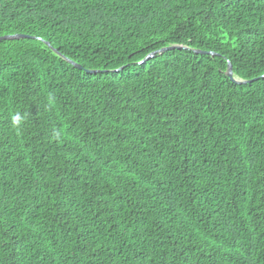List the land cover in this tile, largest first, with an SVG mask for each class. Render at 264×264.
Listing matches in <instances>:
<instances>
[{"label":"trees","instance_id":"trees-1","mask_svg":"<svg viewBox=\"0 0 264 264\" xmlns=\"http://www.w3.org/2000/svg\"><path fill=\"white\" fill-rule=\"evenodd\" d=\"M15 35L0 264H264V0H0Z\"/></svg>","mask_w":264,"mask_h":264},{"label":"water","instance_id":"water-1","mask_svg":"<svg viewBox=\"0 0 264 264\" xmlns=\"http://www.w3.org/2000/svg\"><path fill=\"white\" fill-rule=\"evenodd\" d=\"M23 37H24V36H16V35H15V36H5V37L0 38V41H1V40H7V39H20V38H23ZM174 49H176V48H175V47H172V48H167V49L159 50V51L153 53L152 55H150L149 57H147V59L154 57L156 54H161V53H163V52H166V51H169V50H174ZM178 49H181V48H178ZM195 53L200 54V55H206V54H207V55H213L212 53H209V52H202V51H195ZM67 61H68L71 65H73L74 67H76V68H78V69H82V67H80L79 65L73 63L72 61H70V60H67ZM89 73H94V72H89ZM227 77H228L231 81H233V82H235V83H237V84H247V83H249V82H246V81H244V82H237V81H235V79L233 78L232 67H231L230 64H228Z\"/></svg>","mask_w":264,"mask_h":264},{"label":"clouds","instance_id":"clouds-1","mask_svg":"<svg viewBox=\"0 0 264 264\" xmlns=\"http://www.w3.org/2000/svg\"><path fill=\"white\" fill-rule=\"evenodd\" d=\"M12 120H13V125L15 126L18 123V117L17 116H13Z\"/></svg>","mask_w":264,"mask_h":264}]
</instances>
